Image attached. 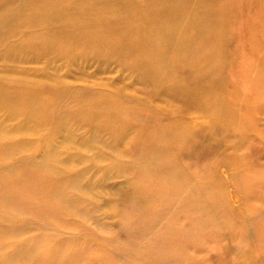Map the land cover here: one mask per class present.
Wrapping results in <instances>:
<instances>
[{
    "label": "bare ground",
    "instance_id": "1",
    "mask_svg": "<svg viewBox=\"0 0 264 264\" xmlns=\"http://www.w3.org/2000/svg\"><path fill=\"white\" fill-rule=\"evenodd\" d=\"M12 3L17 8H10L5 17V0H0V60L5 59V43L9 48L36 47L32 37L44 35L56 39L46 44L45 49L51 53L84 49L85 54L116 61L138 74L157 96L143 103L150 112L135 104L143 97L113 95L104 103L115 107L113 113L120 119L130 117L127 131L136 129L140 137L130 145L136 158L119 165L121 171L130 173L132 185L122 197L111 200L118 206L112 213L122 215L119 232L129 235L128 248L136 245L134 241L147 243L144 252L121 249L111 254L122 263L148 260L150 264H264V160L258 161L264 159V138L247 141L242 135L246 136V131L241 130L238 134L242 138L235 140L236 133L218 119L225 116L231 119L237 104L254 105L249 95L238 94L230 82L228 88L224 86L230 77L222 67L229 65L232 69L240 58L248 59L255 54L256 67L246 63L245 70L256 75L250 74L247 83L264 90V72L259 68L264 65V42L259 41L264 33V0H13ZM17 14L25 16L24 22L17 24L21 25L20 30L13 33L20 39L9 40V36L5 42V29ZM26 39H32L30 46L20 42ZM211 45L215 47L212 53L208 48ZM227 51L230 56L225 60ZM199 55L204 61L195 59ZM12 57L15 56L9 58ZM32 60L35 61L34 57ZM1 72H5V62L0 64V112L3 111L0 188H5V174L20 170L22 175L8 182V186H19L29 180L34 168H50V161L59 155L51 149L37 151L33 139L17 138L14 145L5 143L4 137L14 131L3 124L5 107L7 119L37 115L35 118L43 120L70 106L67 95L75 100L93 89L66 85L56 99L60 108L51 111L50 107L40 106L36 95L24 96L17 87L21 78L9 86V79ZM231 74V80L237 81V71ZM208 88L220 91L212 97L211 139L204 142L197 135L193 142L188 137L189 128L208 113L205 107L211 99ZM173 102L181 104L173 109L170 107ZM57 117L63 120L61 115ZM25 127L23 123L16 125L17 130ZM127 131L120 133L117 141L124 142ZM261 133L264 134V128ZM174 142L179 149H175ZM14 153L15 159L5 161V156ZM177 157L190 167L179 164ZM74 173L69 174L71 185L80 187L82 173ZM1 218L5 220L4 216ZM19 220L20 227L8 220L7 229L30 235L15 240V247L6 254L5 243L0 244V264L30 259L38 247L27 244V239L36 238L37 230L51 227L25 215ZM59 231L55 233L57 238L61 234L71 235ZM195 251L200 255L195 257ZM155 254L160 256L152 259Z\"/></svg>",
    "mask_w": 264,
    "mask_h": 264
},
{
    "label": "rangeland",
    "instance_id": "2",
    "mask_svg": "<svg viewBox=\"0 0 264 264\" xmlns=\"http://www.w3.org/2000/svg\"><path fill=\"white\" fill-rule=\"evenodd\" d=\"M12 1L5 0V17L10 8H17ZM24 20L25 16L22 14H17L12 19L5 29L7 34L5 42L9 36V40L18 41L20 39L13 33L20 30L18 26L21 25L17 26V24H22ZM238 28H240L239 25L236 30ZM254 32L259 35V32ZM32 39L36 41L34 43L36 47L9 48L5 43V59L0 60V64L5 62V72H1V75L9 79L7 85L12 86L15 79L21 78L20 85L17 87L24 92V96L36 95L35 98L41 102L40 106L50 107L51 111L60 108L55 104L56 99L61 95L59 90L65 88L66 85L77 86L76 88L88 87L93 90L75 100L70 94L67 95V105L70 106L53 112L49 118L43 117L45 118L43 120L35 118L37 115H33V118L24 115L10 116L11 118L7 119L9 114L5 107L3 124L6 129L14 130L7 134V138L4 137L5 143L9 142L14 145L18 142L17 138L33 139L36 141L33 147L37 151H50L51 149L59 153L50 161V168H34L29 180L19 183V186L18 184L8 186V182L21 176L20 170L10 175L5 174L3 178L5 188H0V244L5 243V254L13 250L15 240L30 235L7 229L10 225L8 220L13 223L12 225L20 227L22 222L19 219L21 215H25L51 227L48 230L39 229L36 231L39 233L36 238L27 239V244L36 245L38 249L30 259H22L16 264H36L35 259L40 261L39 264H150L148 260L122 263L123 261L117 260L111 254L121 249H130L133 252L143 250L144 252L147 243L141 240L134 241L136 245L132 244L128 248L127 237L129 235L119 232V221L122 215L112 213V210L114 212L118 206L115 201L111 200L122 197L123 193L131 188L130 173L121 171L119 165L124 164L126 160L136 158L130 145L140 137L136 129L131 128L127 131L131 123L130 117L125 120L120 119L113 113L115 107L105 106L104 103L113 95L119 98L126 95L143 97V100L135 101V104L139 109L150 112V108H147L144 102L157 97L154 95L152 86L144 84L132 69L121 66L116 61H106L95 57L94 54H85L84 49L68 53L54 50L53 54L45 48L47 43H53L51 41L56 39H49L44 35L40 37L38 34L37 36L35 34ZM32 39L20 40V42L30 46ZM259 41L264 42V33L261 34V38L259 36ZM230 43L228 45H231ZM208 48L210 53L214 52L215 47L211 45ZM11 53H14L15 57L9 58L13 56L10 55ZM229 54L230 51H227L224 56L225 60L229 59ZM238 54L240 50L237 51ZM33 57L35 61L32 60ZM256 58L257 56L253 54L248 59L247 57L240 58L237 63L233 64L232 69L229 65L222 67V71L230 77L228 83L224 81V86L228 88L230 82L238 90V94H247L254 102L251 107L237 104L239 109L236 108L232 112L231 119L228 116H225L227 120L225 117L218 118L223 126L230 127L236 133L235 140L242 138L238 134L241 130L246 131L247 135H242L247 141L256 142L264 138V134L261 133L264 128V90L247 83V78L256 74L245 70L246 63L256 67ZM195 59L203 60V56H196ZM14 65L16 67L13 70ZM259 68H263L262 72H264V65ZM234 70L237 71L239 78L233 82L231 73ZM3 84H6L5 81ZM249 85L251 87H248ZM207 90L211 97L209 104L205 105L208 113L199 119L196 125L189 128L191 133L188 137L193 142L197 140V135H200L204 142H209L211 139L210 129L214 121L212 97L220 91L216 88ZM171 104L173 105L170 107L175 109V106L181 103ZM13 106L17 108L18 104ZM60 115L63 117L62 121L58 120L57 116ZM233 118H238L235 123L232 122ZM20 123L26 124L25 129H16V125ZM149 126L148 129L151 130L152 126ZM126 131L128 134L125 141H117V136ZM174 143H176L174 144L175 149H179L178 143ZM16 157L15 153L5 156V161H11ZM177 159L179 164L190 167L188 162L179 157ZM263 160V158L258 159L259 162ZM55 165L58 167L55 168ZM74 172L82 173L80 187L71 185L72 179L69 174ZM132 180L135 181L136 178ZM3 216L5 220L1 218ZM59 230L70 232L71 235L61 234V237L57 238L55 233ZM198 255L200 253L195 251L194 256ZM159 256L155 254L151 258L157 259ZM173 257L178 258L179 256L174 255Z\"/></svg>",
    "mask_w": 264,
    "mask_h": 264
}]
</instances>
